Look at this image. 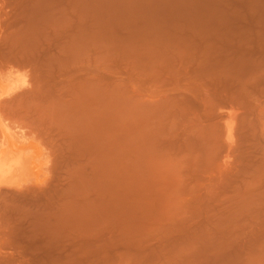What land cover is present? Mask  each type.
<instances>
[{"label": "rangeland", "instance_id": "rangeland-1", "mask_svg": "<svg viewBox=\"0 0 264 264\" xmlns=\"http://www.w3.org/2000/svg\"><path fill=\"white\" fill-rule=\"evenodd\" d=\"M229 32L264 33V0H0V264H264L259 229L207 238L182 204L185 66Z\"/></svg>", "mask_w": 264, "mask_h": 264}, {"label": "bare ground", "instance_id": "bare-ground-1", "mask_svg": "<svg viewBox=\"0 0 264 264\" xmlns=\"http://www.w3.org/2000/svg\"><path fill=\"white\" fill-rule=\"evenodd\" d=\"M253 32V31H251ZM229 32L217 34L216 38L224 41H235L221 49L224 52L219 61H209L208 52L202 51V59L186 64L184 70V93L182 111V154L183 171V209L187 222L204 225L202 236L212 237L219 226L231 225L232 234L264 235V33ZM214 60V59H212ZM207 82L214 86L210 91ZM209 84V83H208ZM224 107H229L225 111ZM202 109L205 111H197ZM221 109V110H220ZM223 110V111H222ZM7 112V111H6ZM10 112V111H9ZM13 112V111H11ZM10 112V113H11ZM30 112V111H29ZM8 113V112H7ZM9 113V114H10ZM18 113V112H17ZM32 113V111H31ZM35 113V112H34ZM36 114V113H35ZM13 115V114H12ZM30 115V114H29ZM41 115V114H40ZM36 116H38L36 114ZM35 116V117H36ZM81 116V115H80ZM9 118V117H8ZM31 118V117H30ZM37 118V117H36ZM33 119V118H32ZM42 119V118H40ZM7 120V119H6ZM4 121V120H3ZM43 121V120H42ZM41 121V122H42ZM14 122V121H12ZM33 122V121H31ZM17 123V122H16ZM28 123V122H27ZM40 123V122H39ZM5 124V123H4ZM12 124V123H11ZM15 124V123H13ZM12 124V125H13ZM31 124V123H30ZM37 124V123H36ZM64 124V123H63ZM7 125V124H6ZM24 125V124H23ZM26 126V125H25ZM33 126V125H32ZM47 126V125H46ZM21 127V126H18ZM28 127V126H27ZM37 127V126H36ZM42 127V126H41ZM50 128V126H48ZM10 128V127H9ZM16 128V126H15ZM39 128V127H37ZM14 129V127L12 128ZM17 129V128H16ZM19 129V128H18ZM25 130L24 128H22ZM35 130V129H34ZM47 131L49 129H46ZM66 130V129H65ZM108 130V129H107ZM26 131V130H25ZM31 131V130H29ZM28 131V132H29ZM33 131V130H32ZM67 131V130H66ZM65 131V132H66ZM27 132V133H28ZM38 132V131H37ZM43 132V130H42ZM53 133V132H52ZM58 133V132H57ZM60 133V132H59ZM104 133V132H103ZM113 134V132H111ZM30 134V133H29ZM33 134V132H32ZM37 134V133H36ZM67 134V133H66ZM70 134V133H69ZM26 135V133H25ZM43 135H45L43 133ZM48 134H46L47 136ZM62 135V134H61ZM105 135V134H104ZM37 136V135H36ZM35 136V137H36ZM52 136V135H51ZM58 136V135H57ZM49 137V136H48ZM47 137V138H48ZM73 137V136H72ZM104 137V136H103ZM106 137V135H105ZM108 137V136H107ZM106 137V140H107ZM60 138V137H59ZM67 138V137H65ZM64 138V139H65ZM50 139V138H49ZM84 139V138H83ZM97 140V139H96ZM45 141V140H44ZM49 141V140H48ZM72 141V140H71ZM70 141V142H71ZM105 141V140H104ZM42 142V141H41ZM54 142V141H53ZM59 142V141H58ZM92 142V141H91ZM51 143V142H50ZM49 143V144H50ZM76 143V139L75 142ZM106 143V142H105ZM113 143V142H112ZM54 144V143H53ZM65 144V143H64ZM47 145V144H46ZM61 145V144H60ZM69 145V144H68ZM81 145V144H80ZM52 146V144H51ZM55 146V145H54ZM78 146V145H77ZM107 147V146H106ZM104 147V148H106ZM46 148V147H45ZM59 148V147H58ZM70 148V147H69ZM77 148V147H76ZM82 148V147H81ZM111 148V147H110ZM113 148V147H112ZM53 149V148H52ZM79 149V147H78ZM85 149V148H84ZM107 149V148H106ZM115 149V147L113 148ZM47 150V149H46ZM50 150V149H48ZM55 150V149H54ZM62 150V149H59ZM58 150V151H59ZM71 150V149H68ZM67 150V151H68ZM80 150V149H79ZM112 150V149H111ZM110 150V152H111ZM7 151V150H6ZM66 151V150H65ZM64 151V152H65ZM76 151V150H75ZM104 151V150H103ZM115 151V150H114ZM55 152V151H54ZM53 152V153H54ZM73 152V151H72ZM107 152V151H106ZM113 152V150H112ZM60 153V152H59ZM109 153V152H107ZM47 154V153H46ZM48 154L49 153L48 151ZM61 154V153H60ZM84 154V153H83ZM104 154V153H103ZM110 155V154H108ZM112 155V154H111ZM79 156H82L79 155ZM103 156V155H102ZM113 156V155H112ZM115 156V155H114ZM52 157V156H51ZM57 157V156H56ZM64 157V155H63ZM68 157V156H67ZM66 157V158H67ZM74 157V156H73ZM77 157V156H76ZM104 157V156H103ZM106 157V156H105ZM71 159V156L68 157ZM115 158V157H114ZM69 159V161H70ZM112 159V158H111ZM54 160V159H53ZM61 160V159H60ZM66 160V159H65ZM108 160V158H107ZM115 160V159H114ZM101 161V160H100ZM110 161V160H109ZM51 162V160H50ZM106 162V161H105ZM111 162V161H110ZM18 160L7 164L9 172L20 166ZM53 164V161L51 162ZM114 163V162H113ZM58 164V163H57ZM62 164V163H61ZM2 165V164H0ZM23 165V164H22ZM51 166V165H50ZM65 166V165H64ZM106 166V164H105ZM109 166V165H108ZM112 166V165H110ZM5 167V168H6ZM25 167V166H22ZM58 167V166H57ZM104 167V166H103ZM101 167V168H103ZM114 167V166H113ZM65 168V167H64ZM63 168V169H64ZM71 168V167H70ZM24 169V168H23ZM50 169V168H49ZM67 170V168H65ZM104 169V168H103ZM111 169V168H110ZM56 170V169H55ZM70 170V169H69ZM102 170V169H101ZM21 171V168H20ZM50 171V170H49ZM62 170H57L60 174ZM68 171V170H67ZM103 171V170H102ZM109 172V170H107ZM6 172V171H5ZM52 172V171H51ZM97 172V171H96ZM106 172V171H105ZM114 172V171H113ZM56 172H53V174ZM69 173V172H68ZM61 174H64L62 172ZM66 174V173H65ZM107 174V172H106ZM113 174V173H112ZM98 175V174H97ZM111 175V174H110ZM87 176V175H86ZM89 176V175H88ZM102 176V175H101ZM23 177V176H22ZM52 177V176H51ZM55 177H57L55 175ZM64 177V176H63ZM68 177V176H67ZM80 177V176H79ZM78 177V179H79ZM74 178V177H73ZM71 178V179H73ZM83 178V177H82ZM81 178V179H82ZM97 178V177H96ZM99 178V177H98ZM112 178V177H111ZM54 179V178H52ZM75 179V178H74ZM84 179V178H83ZM92 179V178H91ZM90 179V180H91ZM102 178H99V180ZM110 179V176H109ZM64 180V179H63ZM104 180V179H103ZM69 181V180H68ZM72 181V180H71ZM95 181V180H94ZM101 181V180H100ZM108 181V180H107ZM110 181V180H109ZM117 181V179H116ZM115 181V183H116ZM53 183V181H50ZM55 182V181H54ZM70 182V181H69ZM74 182V181H73ZM81 182V181H80ZM83 182V181H82ZM99 182V181H97ZM105 182V181H104ZM113 182V181H112ZM111 182V183H112ZM50 183V184H51ZM64 183V182H63ZM76 183V182H75ZM79 183V182H78ZM86 183V182H85ZM84 183V184H85ZM89 183V182H88ZM95 183V182H94ZM101 184L103 182H100ZM109 184V183H108ZM52 185V184H51ZM55 185V183H54ZM53 185V186H54ZM61 185V184H60ZM65 185V184H64ZM78 185V184H77ZM82 185V183H81ZM100 185V184H99ZM105 185V184H104ZM63 186V185H62ZM109 186V185H107ZM113 186V185H112ZM116 186V185H114ZM84 187V186H83ZM88 187V185H87ZM102 187V186H101ZM106 187V186H105ZM117 187V186H116ZM55 188V187H54ZM53 187L51 189L54 190ZM60 188V187H59ZM68 188V187H67ZM90 188V187H89ZM92 188V187H91ZM98 188V186H97ZM108 188V187H107ZM111 188V187H109ZM113 188V187H112ZM212 188L214 190H212ZM50 189V190H51ZM61 189H64L62 187ZM71 188H68V191ZM77 189V188H76ZM87 189V188H86ZM106 189V188H105ZM114 189H116L114 187ZM113 189V190H114ZM66 190V189H64ZM88 190V189H87ZM94 190V189H93ZM98 190V189H97ZM108 190V189H107ZM118 191V189H116ZM4 191V190H3ZM47 191V190H46ZM57 191V190H56ZM63 191V190H62ZM78 191V190H77ZM100 191V190H99ZM104 191V190H103ZM6 192V191H5ZM29 192V191H28ZM32 192V191H31ZM71 192V191H69ZM68 192V193H69ZM74 192V191H73ZM82 192V191H81ZM93 192V191H92ZM116 192V191H114ZM113 192V193H114ZM33 193V192H32ZM54 191L52 192V194ZM66 192H64L65 194ZM75 193V192H74ZM106 193V192H105ZM118 193V192H117ZM7 194V192H6ZM9 194V193H8ZM12 194V193H11ZM10 194V195H11ZM25 194V192H24ZM34 194V193H33ZM45 194L43 192L41 195ZM79 194V193H78ZM91 194V193H90ZM89 194V195H90ZM93 194V193H92ZM91 194V195H92ZM112 194V193H110ZM19 195H23L22 193ZM37 195V194H36ZM39 195V194H38ZM54 195V194H53ZM59 195L60 191H59ZM58 195V196H59ZM67 194H65L66 196ZM82 195V194H81ZM94 195V194H93ZM28 196V195H26ZM55 195L56 200L59 197ZM64 196V195H63ZM72 196V195H71ZM75 196V195H74ZM80 196V195H78ZM85 196V195H84ZM103 196V195H102ZM111 196V195H110ZM113 196H116L115 194ZM182 196V197H183ZM20 197V196H19ZM30 197V195H29ZM36 197V196H35ZM53 197V196H52ZM58 197V198H57ZM62 197V196H61ZM66 197H69L66 196ZM65 197V198H66ZM4 198V197H3ZM11 198V197H10ZM22 198V197H21ZM33 198V197H32ZM31 198V199H32ZM54 198V197H53ZM78 198V197H77ZM87 198V197H86ZM96 197H94L95 199ZM104 199V197H102ZM108 198V197H107ZM111 198V197H110ZM108 198V199H110ZM27 199V198H26ZM83 199V198H82ZM97 199V198H96ZM101 199V198H100ZM106 199V198H105ZM182 199V200H183ZM6 200V199H5ZM14 200V199H12ZM21 201V199H19ZM30 200V199H29ZM61 200V199H60ZM92 200V199H91ZM102 200V199H101ZM113 200V199H112ZM116 200V199H115ZM130 200V199H129ZM11 201V200H8ZM18 201V200H16ZM24 201V199H23ZM22 201V202H23ZM93 201V200H92ZM111 201V200H110ZM5 201H3L4 203ZM12 202V201H11ZM25 202V201H24ZM27 202V200H26ZM25 202V204H26ZM29 202V201H28ZM27 202V203H28ZM33 202V201H32ZM35 202V201H34ZM38 202V201H37ZM56 202V201H55ZM70 202V201H69ZM96 201H93L95 203ZM107 202V201H106ZM109 202V201H108ZM7 203V202H5ZM40 203V202H39ZM37 203V204H39ZM46 203V202H45ZM43 203V207L45 206ZM61 203V202H60ZM59 203V204H60ZM68 203V202H67ZM90 203V202H89ZM98 203V202H97ZM101 203V202H100ZM112 203V202H111ZM117 203V201H116ZM130 203V202H129ZM132 203V202H131ZM12 204V203H11ZM42 204V201H41ZM40 204V205H41ZM64 204V203H63ZM107 204V203H106ZM4 205V204H3ZM8 205V204H6ZM15 205V204H12ZM20 205H23L20 203ZM19 205V206H20ZM28 205V204H27ZM29 205H33L30 203ZM35 205V203H34ZM39 205V207H40ZM94 205V204H93ZM110 205V204H109ZM112 205V204H111ZM117 205V204H116ZM18 206V204H17ZM26 206V205H25ZM106 206V205H105ZM113 206V205H112ZM115 206V204H114ZM113 206V207H114ZM30 207V206H29ZM33 207V206H32ZM36 207V206H35ZM42 207V206H41ZM46 207V206H45ZM44 207V208H45ZM60 207V206H59ZM72 207V206H71ZM74 207V206H73ZM79 207V206H78ZM90 207V206H89ZM118 207V206H117ZM10 208V207H9ZM31 208V207H30ZM76 208V207H75ZM74 208V209H75ZM92 208V207H91ZM97 208V207H95ZM110 208V207H109ZM11 209V208H10ZM68 209V208H67ZM77 209V208H76ZM99 209V208H97ZM105 209V208H104ZM114 209V208H113ZM18 210V209H17ZM16 210V211H17ZM20 210V209H19ZM39 210V209H38ZM42 210V209H41ZM62 210V209H61ZM71 210V209H70ZM73 210V209H72ZM82 210V209H81ZM100 210V209H99ZM103 210V208H102ZM101 210V212H103ZM118 210V209H117ZM22 211V210H21ZM26 211V210H24ZM34 211V210H33ZM32 211V212H33ZM40 211V210H39ZM109 215V219L111 220ZM29 212V211H28ZM55 212V211H54ZM95 212V211H94ZM100 212V213H101ZM18 213V211H17ZM24 213V212H23ZM68 213H70L68 211ZM84 213V212H82ZM87 213V212H86ZM92 213V211H91ZM90 213V214H91ZM14 214V213H13ZM20 214V212H19ZM36 214V213H35ZM73 214V213H71ZM80 214V212H79ZM98 213L96 212V215ZM16 215V214H15ZM32 215V214H31ZM42 215V214H41ZM48 215V214H47ZM55 215V214H54ZM81 215V214H80ZM107 215V214H106ZM105 215V216H106ZM116 215V214H115ZM126 215V214H125ZM18 216V215H17ZM68 216V215H66ZM77 216V215H76ZM87 216V215H86ZM104 216V218H105ZM114 216V215H113ZM116 215L115 217H117ZM121 216V215H120ZM118 216V217H120ZM130 216V215H129ZM7 217V216H5ZM11 217V216H10ZM20 217V216H19ZM23 217L25 215L23 214ZM22 217V218H23ZM28 217V216H27ZM41 217V216H40ZM56 217V216H55ZM60 217V216H59ZM78 217V216H77ZM90 217V216H89ZM93 217V216H92ZM4 218V217H3ZM13 218V216H12ZM26 218V217H25ZM37 218V217H36ZM39 218V217H38ZM67 218V217H66ZM71 218V217H70ZM80 218V217H79ZM79 218H77L78 223ZM85 218V217H84ZM87 218V217H86ZM95 218V217H94ZM103 218V219H104ZM107 218V217H106ZM9 219V217H7ZM7 219L5 221H7ZM44 219V217H43ZM46 219V217H45ZM52 219V218H51ZM69 219V218H68ZM73 217L71 218V220ZM90 219V218H89ZM93 219V218H91ZM98 219V217H97ZM10 220V219H9ZM17 220V219H14ZM27 220V219H26ZM34 220V219H33ZM42 220V218H41ZM61 220V219H60ZM58 220V221H60ZM65 220V219H64ZM81 220V219H80ZM87 220V219H86ZM101 220V219H98ZM115 220L112 219L111 222ZM119 220V218H118ZM189 220V221H188ZM1 221V219H0ZM5 222L4 220H2ZM13 221V219H12ZM29 221V220H28ZM96 221V220H95ZM109 221V220H108ZM8 222V221H7ZM10 222V221H9ZM14 222V221H13ZM18 222V221H17ZM80 222V221H79ZM115 222H119L115 220ZM21 223V222H20ZM37 223V222H36ZM39 223V222H38ZM75 223V222H74ZM75 223V224H77ZM82 223V220H81ZM80 223V224H81ZM104 223V222H103ZM195 223V225H196ZM201 223V224H199ZM4 223H0L1 227ZM6 224V223H5ZM4 224V225H5ZM16 224V223H15ZM26 224V223H23ZM42 224V223H41ZM45 224V223H44ZM47 224H50L47 222ZM46 224V225H47ZM56 224V222H55ZM54 224V227H55ZM96 224V223H95ZM101 224V221H100ZM108 224V223H107ZM106 224V226H107ZM116 223H113L114 226ZM206 224L217 227L215 231ZM212 224V225H211ZM11 225V224H10ZM28 225V223H27ZM31 225V224H30ZM37 225V224H36ZM62 225V224H61ZM72 225V224H71ZM202 225V226H203ZM8 226V225H7ZM14 227L13 225H11ZM9 226V227H11ZM105 226V227H106ZM117 224L114 226L116 228ZM201 226V228H202ZM206 226V227H205ZM0 227V228H1ZM33 227V226H32ZM44 227V226H43ZM62 226H60L61 228ZM72 227V226H71ZM84 227V226H83ZM95 227V225H93ZM91 225V228H93ZM98 227H100L98 225ZM118 227H120L118 225ZM117 227V228H118ZM233 227V228H232ZM236 227V230L234 229ZM47 228V227H46ZM53 228V227H52ZM67 228V227H66ZM76 228V227H75ZM82 228V227H81ZM80 228V229H81ZM90 228V227H89ZM101 228V227H100ZM114 233H116L114 230ZM207 228V229H206ZM223 228V229H222ZM33 229V228H32ZM35 229V228H34ZM43 229V228H42ZM49 229V227H48ZM58 229V228H57ZM72 229V228H71ZM98 229V228H97ZM112 229L109 228L112 232ZM223 232L224 227L220 228ZM230 229V228H229ZM2 231V229H0ZM13 230V229H12ZM18 230V229H17ZM41 230V229H39ZM47 230V229H46ZM52 230V229H51ZM54 230V228H53ZM62 230V229H61ZM65 230V229H64ZM69 230V229H68ZM102 230V229H101ZM200 230V229H199ZM213 232H210V231ZM4 231V230H3ZM7 231V230H6ZM33 231V230H30ZM56 231V230H55ZM66 231V230H65ZM72 231V230H71ZM78 231V230H77ZM76 231V232H77ZM82 231V229H81ZM87 231V230H86ZM86 231H84L86 233ZM90 231V230H89ZM108 231V230H107ZM118 231V229H117ZM120 231V230H119ZM118 231V232H119ZM198 231V230H197ZM219 231V230H218ZM214 234L219 238L222 233ZM223 232V235L227 232ZM13 232V231H12ZM23 232V231H22ZM40 231H38L39 233ZM70 232V231H69ZM204 232V233H203ZM207 232L212 234H207ZM230 232V231H228ZM227 232V233H228ZM4 232H2L3 234ZM14 233V232H13ZM50 233V231H49ZM52 233V232H51ZM50 233V234H51ZM54 233V232H53ZM60 233V232H59ZM72 233V232H70ZM69 233V234H70ZM75 232H73L74 234ZM79 233V232H78ZM83 233V231H82ZM92 233V232H90ZM103 233V232H102ZM206 233V235H205ZM226 233V234H227ZM1 234V233H0ZM21 234V233H20ZM19 234V235H20ZM42 234V233H41ZM76 234V233H75ZM87 234V233H86ZM113 234V233H112ZM111 234V236H112ZM231 234V235H232ZM240 234V238H241ZM250 238H255L250 233ZM254 234V235H255ZM8 237L12 235L5 234ZM4 235V236H5ZM31 235V233H30ZM49 235V234H48ZM47 235V236H48ZM59 235L58 233L56 236ZM77 235V234H76ZM119 235V234H118ZM213 235V236H214ZM222 235V234H221ZM232 235V236H234ZM1 236V235H0ZM16 236V235H15ZM18 236V235H17ZM29 236V234H28ZM45 236V235H44ZM63 236V235H62ZM74 236V235H70ZM78 236V235H77ZM105 236V235H104ZM103 236V237H104ZM229 235H226V237ZM245 236V237H246ZM2 237V236H1ZM13 237V235L11 236ZM10 237V238H11ZM20 237V236H19ZM52 237V236H51ZM83 237V236H82ZM88 237V236H87ZM100 237V236H99ZM118 237V236H116ZM213 237V238H215ZM223 237V236H222ZM221 237V238H222ZM235 237V236H234ZM242 237L245 238L242 234ZM248 237V238H249ZM33 238V237H32ZM38 238V235L37 237ZM35 238V239H36ZM40 238V237H39ZM46 238V237H45ZM74 238V237H73ZM77 238V237H76ZM91 238V237H90ZM89 238V239H90ZM108 238V237H107ZM111 238V237H110ZM110 238L108 242L110 241ZM202 238V237H201ZM233 238V237H232ZM236 238V237H235ZM247 238V237H246ZM264 238V236H263ZM47 239V238H46ZM49 239V237H48ZM87 239V238H86ZM106 239V238H105ZM104 239V240H105ZM113 239V236H112ZM12 240V239H11ZM10 240V241H11ZM14 240V239H13ZM32 240V239H31ZM55 240V239H54ZM65 240V239H64ZM84 240V239H83ZM88 240V239H87ZM93 240V239H91ZM96 240V239H95ZM114 240V239H113ZM112 240V241H113ZM21 241V240H20ZM48 241V240H47ZM53 242V240L50 239ZM59 241V240H58ZM69 241V240H68ZM80 241V240H78ZM9 242V241H8ZM14 242V241H12ZM85 242V241H84ZM89 242V241H88ZM102 242V240H101ZM17 243V241H16ZM20 243V242H19ZM22 243V241H21ZM25 243V242H24ZM54 243V242H53ZM98 243V242H97ZM104 243V242H103ZM114 243V242H113ZM6 244V242H5ZM15 244V242H14ZM81 244V243H80ZM91 244V243H90ZM110 244V243H109ZM117 244V243H116ZM42 245V244H41ZM45 245V244H44ZM55 244H53L54 246ZM95 248H99V246ZM104 245V244H103ZM14 245H12L13 247ZM47 246V245H46ZM90 246V245H89ZM101 246V244H100ZM113 246V245H112ZM111 246V247H112ZM3 247V246H2ZM1 247V248H2ZM22 247V246H21ZM77 247V246H76ZM75 247V248H76ZM79 247V246H78ZM77 247V249H79ZM108 247V246H107ZM8 248V247H7ZM56 248V247H55ZM88 248V247H87ZM90 248V247H89ZM88 248V249H89ZM13 249V248H12ZM20 249V246H19ZM49 249V248H48ZM47 249V250H48ZM74 249V247H73ZM93 249V248H92ZM31 250V249H29ZM45 250V249H44ZM80 251L82 249H79ZM91 250V249H90ZM96 250V249H95ZM106 250V249H105ZM109 250V249H108ZM53 251V250H52ZM76 251V250H75ZM85 251V250H84ZM92 251V250H91ZM9 252V251H8ZM34 252V251H33ZM86 252V251H85ZM89 252V251H88ZM37 253V252H36ZM46 253V252H45ZM87 253V252H86ZM35 254V253H34ZM43 254V253H42ZM85 254V253H84ZM88 254V253H87ZM24 255V254H23ZM26 255V254H25ZM39 255V254H38ZM37 255V256H38ZM89 255V254H88ZM91 255V254H90ZM22 256V254H21ZM49 256V255H47ZM55 256V255H54ZM16 258V256H14ZM30 257V256H29ZM53 257V256H51ZM12 258V257H11ZM31 259V258H30ZM45 259V258H44ZM48 259V258H47ZM85 259V258H84ZM15 260V259H14ZM46 260V259H45ZM53 259L49 260L52 262ZM69 260V259H68ZM51 264V263H50ZM81 264V263H80Z\"/></svg>", "mask_w": 264, "mask_h": 264}]
</instances>
